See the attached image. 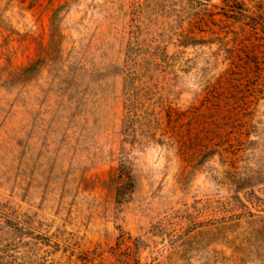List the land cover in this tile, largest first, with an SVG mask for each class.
I'll use <instances>...</instances> for the list:
<instances>
[{"label": "rangeland", "instance_id": "374dc122", "mask_svg": "<svg viewBox=\"0 0 264 264\" xmlns=\"http://www.w3.org/2000/svg\"><path fill=\"white\" fill-rule=\"evenodd\" d=\"M0 264H264V0H0Z\"/></svg>", "mask_w": 264, "mask_h": 264}]
</instances>
